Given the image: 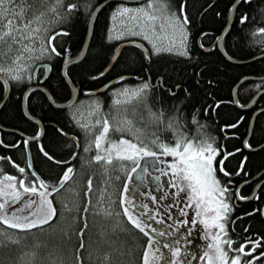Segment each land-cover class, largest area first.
I'll list each match as a JSON object with an SVG mask.
<instances>
[{"label":"trees","instance_id":"trees-1","mask_svg":"<svg viewBox=\"0 0 264 264\" xmlns=\"http://www.w3.org/2000/svg\"><path fill=\"white\" fill-rule=\"evenodd\" d=\"M102 1L104 0H27L35 12L44 11L43 20L48 26L49 35L61 28L66 29V32L58 33L51 41L64 55H52L45 60L36 61L37 65L43 62L51 65L42 83L48 92L55 95L57 103L65 102L70 97V89L61 73V67L66 57L70 56L73 59L79 54L91 12ZM233 1L168 0L172 10L178 11L183 6V11L187 13L189 49L195 59L175 52L154 53L151 59H145L141 50L132 45H125L108 69L119 42L107 40L106 35L109 30L110 14L120 3L112 1L104 5L94 18L91 38L84 57L68 67L72 83L78 92L77 101L90 98L92 102V99L97 98L104 105L102 113L114 111L110 104L109 88L91 96L87 95L88 91L85 90L96 89L117 75H134L130 82L146 79L148 76L151 83H157L156 86L146 90L130 105L134 106L133 108L137 107L135 108L137 116L140 117L138 123L147 137L151 139L155 134L160 139L173 143L174 134L165 127V123L168 117L177 111L178 106L179 112L183 114L181 117L184 120L183 131L188 134V138L199 140L203 134L216 136L223 148L231 153L224 159V166L232 173L242 169L238 175L231 177L236 186L252 177L264 168V145L252 150L244 144V138L248 133L253 111L264 107V93L256 97L255 103L241 109L233 102L232 89L244 75H264V56L244 63H234L227 60L217 46L207 51L200 47L201 42L204 46H209L216 40L226 23ZM68 3L79 5L78 10L70 16L65 11ZM85 4L90 7L86 8ZM49 5L54 7L51 12L46 11ZM243 13H247L248 19L241 24L239 17ZM29 14H32V10ZM258 28H264V0H240L227 35L222 37L223 49L229 56L237 59H248L264 51V33L257 32ZM201 33L205 35L201 36ZM33 71L43 74L45 68H33ZM98 73L103 74L97 75ZM161 77L163 83L158 84ZM2 82L0 79V100L5 91ZM262 82L264 79L248 78L239 84L236 94L242 104L264 87ZM32 83L33 81L31 83L26 81L20 84L10 79L8 97L0 106V124L15 128L28 136H35L39 131V126L23 115L21 106V96ZM168 89H172L175 94H170ZM217 100L222 103L215 105L214 101ZM32 101L33 114L44 125V132L39 139L28 141L25 145L17 144V141L25 140L24 137L0 129V140L4 141L0 144V157H4L0 159V169L19 177L18 169L7 160V157L11 156L12 160L21 166H26L30 161L41 176L54 183L67 167V162H71L74 172L70 176L77 181L78 194L76 197L72 196L76 199L70 201L69 205L56 206V214L45 225L25 230L15 229L0 222L4 230L11 233L8 236L12 237L9 241L0 239V264H77L79 258L83 259V264H140L146 236L131 226L130 222L123 221L121 216L117 218L120 223L114 222V217L96 214L90 208L85 227L83 204L86 182L91 176L92 198L100 182V168L96 161L91 159L95 155V147H91L87 154L83 151L90 134L86 135L85 131H81L73 123L70 107H54L42 91L37 89L32 94ZM144 108L149 116L151 114L150 117L146 116ZM205 108L209 111L205 112ZM161 109L164 112V120L157 122ZM193 113L199 114L198 120L204 125L202 129H198L196 123H193L191 119ZM128 116L135 118L133 114ZM237 121L239 123H236ZM225 124L236 126L226 129L223 127ZM60 129H64V132L62 133ZM66 134L74 135L78 142ZM109 136L117 139L118 134L110 129ZM247 140L252 147L264 143V110L255 116ZM41 144L51 156L56 157L55 161L43 154ZM72 153L77 155L73 157ZM154 173L160 175L159 170ZM261 176H264V173ZM257 180L241 184L240 192L244 196L249 195ZM260 185H264V181ZM149 186L153 187L154 184L149 183ZM167 191H172V188H167ZM257 191L262 193L259 200L254 198ZM65 196L67 195L62 194L61 198ZM252 197L247 200H237L233 197L234 207L229 222V235L236 242L234 247L243 241H257L258 253L264 252L262 239L264 211H260L264 209V188H257ZM81 228H84L82 236L79 231ZM81 242L84 244L83 248H80ZM77 252L80 253L79 257ZM105 253L110 257L108 261L104 260ZM257 264H264V258H258Z\"/></svg>","mask_w":264,"mask_h":264},{"label":"snow or ice","instance_id":"snow-or-ice-1","mask_svg":"<svg viewBox=\"0 0 264 264\" xmlns=\"http://www.w3.org/2000/svg\"><path fill=\"white\" fill-rule=\"evenodd\" d=\"M240 0L230 6L229 11L235 13ZM86 8L90 5L85 4ZM79 5L68 3L66 14L71 15L78 10ZM32 10V14L29 11ZM59 15V14H57ZM44 12H35L32 5L27 0H0V57L8 58L11 53L10 66L0 67V71H6L9 76L17 83L32 82L34 79L33 68H39L36 64L37 58L51 57L52 55H64L55 47L52 40L58 33L66 32V29H59L58 32L48 34V26L43 20ZM111 18L119 21L122 27L117 28L113 25L107 32L106 39L109 41L119 39L125 45H132L142 51L145 59H151L152 55L162 52H175L190 59L192 57L189 49V20L187 13L183 11V6L178 11L170 8L168 0H145L144 3L133 4L124 2L117 5L111 12ZM248 19L247 13L240 15V23L243 24ZM230 25H226L222 36L227 35ZM257 32L264 33V28L256 29ZM205 33H201V36ZM131 37V38H130ZM217 44L221 41V36L216 37ZM217 45L214 44L213 47ZM121 47V45H117ZM201 47H204L201 42ZM117 58L116 56L113 59ZM74 61L70 56L65 58V65H70ZM51 65L47 66L50 69ZM35 73L37 81L45 79L47 74ZM65 81L71 85L72 77L68 68L63 70ZM98 73L97 75H102ZM123 79V77H120ZM5 88L10 87L8 80H3ZM163 83V78L158 79V84ZM264 83V82H262ZM149 81H144L138 88L131 93L132 96L139 97L146 90L152 88ZM177 88L179 85L176 86ZM257 87H260L257 85ZM37 90L33 85L25 89L21 96L22 110L28 119L36 120L33 114L32 94ZM75 91V89H74ZM91 91V90H85ZM170 94H175L172 89H168ZM264 93V88H260ZM71 94V93H70ZM125 99L128 93H123ZM45 96L50 104H56L55 95L52 92H45ZM119 103V100L116 101ZM242 108L247 107L241 103L239 98L233 101ZM97 106H99V103ZM222 101H214L215 105ZM250 103H255L253 99ZM63 106H68L67 104ZM209 111L208 108L204 109ZM257 111H262L257 109ZM153 115H157L153 113ZM198 113H193L191 119L196 123L198 129L204 127L198 120ZM182 113L177 111L168 117L165 127L174 134V142L169 143L153 134L151 142L154 147L143 143L137 135L136 139L127 138L120 135L118 139L109 136L110 129L113 131L125 130V127L136 135L140 129L132 127L131 121H127L122 127L123 122L112 125L108 116L96 119L95 125H100L98 131L94 133V139H89L84 146V151H89L95 147V155L91 157L93 161L100 162L102 165H111L114 158L127 159L132 161L131 171L127 172L129 179L137 168L143 167L147 171L151 165H141L137 163L141 156H170L171 159L163 160L165 172L171 176L170 185L172 191L163 192L160 195H151L155 206L149 203L135 202V196L129 198V185L124 183L123 192L116 197L122 207V215L130 222L131 226L143 233L147 239L143 246L140 264H257L258 258H264V252H256L257 241H243L234 247L236 243L229 235V222L233 211V197L237 200H247L253 197L244 196L239 187L231 179L238 175L242 169L236 173L229 172L224 166V159L231 153L219 143V138L209 134H203L197 140L188 138V134L183 131L184 120ZM75 118V117H74ZM241 120L243 117L240 118ZM164 112L161 109L157 122H163ZM79 122V121H77ZM236 123H239L237 121ZM236 124L223 125L226 129L234 128ZM85 134L93 133V128L87 124L83 125ZM42 129L37 132L40 137ZM63 133L64 129H60ZM234 135V133H227ZM4 141L0 140V144ZM28 144L25 139L17 144ZM248 148L252 145L248 140L244 141ZM160 151L157 152L155 149ZM43 154L51 160L56 157L51 156L43 145H40ZM233 151H238L233 149ZM77 153H72L76 156ZM4 159V157H0ZM71 159V157H70ZM246 159V158H245ZM20 175H13L0 169V221L4 225H9L15 229H33L40 225H45L56 214L52 194L56 193L63 182L70 179L74 168L69 164L56 182H50L41 176L31 164L26 166L7 157ZM107 171V167L104 169ZM222 173V175H221ZM31 177V178H29ZM87 186L84 189L85 203L83 212L85 213V227H87V213L91 208L93 212L103 210L106 215H121V212H114L112 204L105 205L102 200L108 193L107 188L99 193L100 200L97 207H92V177H88ZM169 185L166 183L165 187ZM264 188V185L258 186ZM257 191L255 199L259 200L260 195ZM161 201L164 204L161 205ZM171 201V206L168 202ZM175 209V211H173ZM253 211H258L253 209ZM264 211V209L260 210ZM179 216H176V213ZM146 214V215H145ZM156 221L159 225L154 224ZM171 222V223H170ZM186 226V227H185ZM199 227L203 234L205 243L198 247L193 245L191 236L193 230ZM82 236L84 228H81ZM166 238V239H165ZM264 239V238H262ZM192 245V247H189ZM84 244L81 242L80 248ZM250 255V258H248ZM77 256L80 253L77 252ZM109 255L105 253L104 260L108 261ZM77 264H83V259L79 258Z\"/></svg>","mask_w":264,"mask_h":264},{"label":"rangeland","instance_id":"rangeland-1","mask_svg":"<svg viewBox=\"0 0 264 264\" xmlns=\"http://www.w3.org/2000/svg\"><path fill=\"white\" fill-rule=\"evenodd\" d=\"M53 10H54L53 6L49 5L46 7V11H48V12H51ZM113 25H115L117 28L122 27V25L120 24L119 21L112 20L111 14H110L109 29ZM2 49H3V46L0 45V50H2ZM11 56H12V54L9 53L7 59L0 57V67H5V68L9 67L10 63H11ZM46 58H48V57L37 58L36 61L45 60ZM1 72L8 79H12L9 76L8 72H6V71H1ZM136 88H138V87H130L128 85H125V87L121 88L120 90H117L119 88L112 90L111 94L116 93L114 95L115 101H114L113 106H112V107H114V111H109L106 114H108L109 121L112 125H115L118 122H123L122 127H124L127 121H131L133 128L140 129V131L137 132L136 135H133V132L128 130L126 127H125V130L123 132L115 131L118 134L117 139L119 138L120 135H124L127 138L135 140L136 136L138 135L140 137V140L143 141V143L149 144L150 147H154V145H152L151 139L149 138V136L147 137L146 134H144V131H143L141 125L138 123L140 121V119H139L140 117L137 116V110L135 109L137 107L133 108L134 106H130L132 103L136 102L135 99L137 97L131 95L133 90ZM125 92L128 93L127 100L125 99V96L123 95V93H125ZM90 100H91L90 98H83L82 100L77 101L74 104V107L70 110V113H71L73 118L75 117L74 118L75 120L79 121L82 124L90 125L89 127L93 128V133L90 134V139H94L95 131H98L100 128V125H95L94 121L96 119H102V118L100 117L101 112L99 111V109L97 107H93V108L90 107V105H89ZM117 100H119V103L116 102ZM143 111L147 117L151 116V114L149 116V113L146 110V108H144ZM129 114H133L135 118H130L128 116ZM150 120H151V118L148 119V121H150ZM155 150L157 152L160 151L158 148H156ZM83 151H84V148H83ZM87 152L84 151V153H86V154H87ZM142 157L143 156H141L140 158H142ZM168 159H171V157L170 156H158V157L147 156V158H146V160H147L146 163L149 160V165H151V168H149L146 172L147 173H150V172L154 173V172L159 170L160 175L167 178V184L169 186L166 188L171 187V185H170L171 176L165 172V165H163L161 162L163 160H168ZM154 160H156L157 163L154 164L153 163ZM96 164H98V167L100 168L99 169L100 182L98 183L97 187L95 188V190L93 192L94 197L92 198V207H97V202H98V200H100L99 193L101 191H103L105 188H107L108 193L105 194L102 202L105 205L111 203L113 211L114 212L119 211V212H121V215H116V214L106 215L103 210L96 211L94 213L102 215V216H109L112 218L114 217L113 221L114 222L118 221L119 223H120V220H118L117 218L121 216L123 221L128 222L126 220V217L122 215V207L120 206L119 201L116 199V197L119 196L123 192L124 183H128V185H129V198L132 196H135V198H136L135 202L137 204L141 203V195H142L143 188L140 187L139 185H136V187H135L136 189L134 192V190H133L134 188L132 187V185H135L134 180H133V173H132V179H129L127 176V172L131 171V168L133 166L132 161H129L127 159L114 158V161L111 165H102L100 162H96ZM105 167H107V171L104 170ZM76 184H77L76 179H73L72 176H70V179L68 181H66L64 183V185H62L60 187L59 192L56 194H52L53 203H54L55 207L56 206H67L70 204V201H74L76 199V198H73V197H76L78 194V193H76L77 192L76 191ZM160 189L161 188H159L157 190H160ZM139 191H140V195L136 193ZM62 194H65L67 196L61 198ZM0 222H2V221H0ZM152 222L154 224H157V226H162V225H159L156 221H152ZM10 234L11 233L8 231L6 232L0 224V239H2L3 241H9L12 238V237L8 236ZM145 238L147 239V237H145ZM191 239L193 241V245H196L197 247L199 245L205 243V241L203 239V234L199 231V227L197 229L193 230V234L191 236ZM145 242H146V240H145ZM145 242H144V244H145ZM189 247H192V245H189Z\"/></svg>","mask_w":264,"mask_h":264},{"label":"water","instance_id":"water-1","mask_svg":"<svg viewBox=\"0 0 264 264\" xmlns=\"http://www.w3.org/2000/svg\"><path fill=\"white\" fill-rule=\"evenodd\" d=\"M112 1L139 3V2H141V1H143V0H104V1L100 2L98 5H96V7L92 10L91 15H90V17H89L88 24H87V28H86V34H85V37H84V40H83V43H82L81 50H80L79 54H78L75 58L72 59L74 62L71 63L70 65L79 62V61L84 57V55H85V53H86V51H87L88 45H89L90 38H91L92 25H93V21H94L95 16H96L97 12H98V11H99L104 5H106V4H108L109 2H112ZM234 2H235V0L233 1V3H234ZM233 3H232V4H233ZM235 11H236V10H235ZM234 15H235V13H231V12L229 11V14H228V17H227L226 23H225L224 27L222 28L220 34L218 35V36H221V41H220V43L217 44V40H215V41H213V43H211L209 46H204V47H201V45H200V43H199L201 49L204 50V51H207V50L211 49V48L213 47L214 44H216V45H217V48H218L219 51L222 53V55H223L227 60H229V61H231V62H234V63H244V62H248V61L254 60V59L258 58V57L264 56V51H261V52L255 54V55H253L251 58H248V59H237V58H233V57L229 56V55L225 52V50L223 49V46H222V37H223V36H222V33H223V30L225 29L226 25H231V23H232V21H233V18H234ZM119 45H121V47H117V48H116L113 57H114V56L117 57V56L119 55V53H120L122 47L124 46V43L121 42ZM113 57H112V60H111V62H110V64H109L108 68H110V67L113 65V63L115 62V60H116V58L113 59ZM39 65L42 66V67H44L45 69H47V66H48L49 64H48L47 62H45V63H41V64H39ZM70 65H65V63H63V65H62V67H61V73H62V75H63V71H62V70H63L65 67L68 68ZM44 73H45V72H44ZM48 73H49V69H47V74H46V76L48 75ZM46 76H45V77H46ZM63 77H64V75H63ZM120 77H123V78H130V77H132V75L124 74V75H121V76L115 77V78H113V79L107 81V82L104 83L103 85L99 86L98 88H96V89H94V90H91V91L87 92V94H97V93H101V92H103L108 86L112 85L116 80L120 79ZM248 78H253V79H257V80H263V79H264V75H244V76L240 77L239 80L237 81V83L235 84V86H234L233 89H232V98H233V101H234L235 98H237V94H236L237 87L239 86V84H240L241 82H243L244 80H246V79H248ZM0 79L3 81V80H5V79H7V78H6L3 74L0 73ZM7 80H8V79H7ZM43 80H44V79H43ZM43 80H40L39 83H33V84H31V85L28 86L27 88L32 87L33 85H35L36 88H37L38 90L42 91V92L45 94V92H46V91L48 92V90L44 87V85H43V83H42ZM34 81H35V80H34ZM65 82H66V81H65ZM8 83H9V81H8ZM66 84L68 85V87H69V89H70V93H71L69 99H68L67 101H65V102H61V103H57V102H56V104H52L54 107H57V108H67V107L71 106V105L77 100V98H78V92H77V89L75 88V86L73 85V83H71V85H70V84H68V83L66 82ZM27 88H26V89H27ZM262 88H264V87H262ZM74 89H75V91H74ZM24 91H25V90H24ZM23 93H24V92H23ZM260 93H261V92H260V89L257 90V91L253 94V96H252V97H251L246 103H244V105H247V107H248L249 105H251L252 103H250V101H252L253 99L255 100L256 97H257ZM8 94H9V87H8V88H5L4 95H3L2 99L0 100V106L5 102L6 98L8 97ZM22 95H23V94H22ZM65 104H67L68 106H63V105H65ZM236 106H238V107L241 108V109L246 108V107L242 108L240 105H237V104H236ZM258 109L264 110V107H261V108H258ZM22 112H23V115L26 117V115H25V110H22ZM258 112H260V111H257V109H255V110L253 111L252 115H251V118H250V121H249V129H248V133H247V135L245 136L244 141L247 140V138H248V136H249V134H250V132H251V129H252V126H253L254 118H255V116L257 115ZM26 118H27V117H26ZM27 119H28V118H27ZM28 120L31 121V122L36 123V124L39 126V131H40L41 129L43 130L42 133H41V135H40V137H41L42 134H43V132H44V125H43L40 121H38L37 119H36V120L28 119ZM0 129H1V130H4V131L15 132V133L19 134L20 136L24 137L25 139H27L28 141H35V140H37V139L40 138V137L37 138L36 135H35V136H28V135L24 134L23 132H21V131L15 129V128L5 127V126H3V125H1V124H0ZM66 135H67L68 137L74 139L76 142H78V140H77V138H76L75 136L70 135V134H66ZM262 145H264V143H262V144H260V145H258V146L252 147L251 149H252V150H255V149H257V148H260ZM263 173H264V168H263L262 170H260L258 173H256L255 175H253L252 177H249V178H247V179L241 181V182L237 185V187H240V185L243 184V183H245V182H249V181L255 180L257 177L261 176ZM262 181H264V178H263L262 180L260 179L259 182H257V183L254 185V187H253L251 193L248 195V197H252V196L254 195V193L256 192V190H257L259 184L262 183Z\"/></svg>","mask_w":264,"mask_h":264},{"label":"flooded vegetation","instance_id":"flooded-vegetation-1","mask_svg":"<svg viewBox=\"0 0 264 264\" xmlns=\"http://www.w3.org/2000/svg\"><path fill=\"white\" fill-rule=\"evenodd\" d=\"M127 75H132V74H127ZM117 76H120V75H117ZM117 76H115V77H117ZM134 79V75H132V77H130V78H127V79H125V78H123V79H119V80H117V84H119V86L120 85H126V84H129L130 83V79ZM140 79V78H139ZM144 81H149L150 83H151V79H150V77H148L147 76V78L146 79H140V80H135V81H133V87H137L136 85H139V84H142ZM115 83V86H117V84ZM152 85H153V87L154 86H156V82H154V83H151ZM82 100V99H81ZM94 100L92 99V102H90L89 101V105H90V107L91 108H93V107H95L96 105H95V102H93ZM99 105L100 106H104L103 105V103L102 102H100L99 101ZM71 109L73 108V106H71L70 107ZM110 110V109H109ZM109 110H107V111H109ZM102 114V113H101ZM108 116V114H106V112H105V114H103L102 116L104 117V116ZM73 158V157H72ZM156 161L154 160V163H155ZM71 163V162H67V166L69 165V164ZM139 164H141L142 166L143 165H146L145 164V161L143 160H141L140 162H139ZM139 169V170H138ZM264 178V176H259V177H257L256 179H258L257 180V182H259V180L261 179H263ZM255 179V180H256ZM133 180H134V184L135 185H132V187L134 188L133 190H134V192H135V187H136V185H139L140 187H143L144 189L142 190V195H141V203H149V204H151V205H153V206H155V204H156V201H153L152 200V198H151V195H160L161 193H163V192H168L167 191V188L165 187V184L167 183V180L163 177V176H161V175H157L156 173H153V174H151V173H147V172H145L144 171V168L143 167H140V168H137V170L133 173ZM252 181H254V180H252ZM256 182V183H257ZM263 182V181H262ZM149 183H153L154 184V186L153 187H150L149 186ZM246 183V182H245ZM255 183V184H256ZM261 184V183H260ZM259 184V185H260ZM145 187H146V189H145ZM254 187V186H253ZM159 188H161L160 190H157V189H159ZM137 194H139L140 195V191L139 192H136ZM164 204V201H161V205H163ZM168 204H169V206H171V201H169L168 202ZM173 211H175V209H173ZM146 215V214H145ZM176 216L178 217L179 216V213L177 212L176 213ZM156 223V222H155ZM171 223V222H170ZM186 227V226H185ZM196 246V245H195Z\"/></svg>","mask_w":264,"mask_h":264},{"label":"bare ground","instance_id":"bare-ground-1","mask_svg":"<svg viewBox=\"0 0 264 264\" xmlns=\"http://www.w3.org/2000/svg\"><path fill=\"white\" fill-rule=\"evenodd\" d=\"M141 84H139V85H136L137 87H139Z\"/></svg>","mask_w":264,"mask_h":264}]
</instances>
